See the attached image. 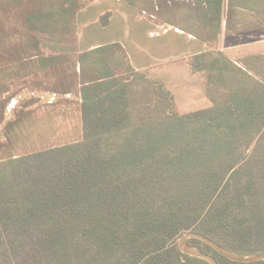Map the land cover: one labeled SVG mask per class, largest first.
Wrapping results in <instances>:
<instances>
[{
  "label": "trees",
  "instance_id": "1",
  "mask_svg": "<svg viewBox=\"0 0 264 264\" xmlns=\"http://www.w3.org/2000/svg\"><path fill=\"white\" fill-rule=\"evenodd\" d=\"M28 1L60 17H27L33 31L71 26L79 12V0ZM123 1L152 8V0ZM185 1L166 10L165 23L186 21L192 32L196 14L215 43L224 15L229 32L245 7L264 10V0ZM31 50L5 51L14 70L0 65L1 89L50 70ZM77 65L81 140L17 154L31 116L23 109L0 130V264H209L172 246L188 232L239 256L264 253V54L233 60L212 48L191 57L211 106L187 114L174 112L170 91L134 70L119 43L77 54L69 66ZM187 243L218 264H240L198 239Z\"/></svg>",
  "mask_w": 264,
  "mask_h": 264
},
{
  "label": "rangeland",
  "instance_id": "2",
  "mask_svg": "<svg viewBox=\"0 0 264 264\" xmlns=\"http://www.w3.org/2000/svg\"><path fill=\"white\" fill-rule=\"evenodd\" d=\"M184 2L187 3L185 0H152V8L147 4L145 8H138L123 0H79V12L71 26L61 20L50 22L48 31L41 32L33 31L37 27H29L27 17L43 13L60 19L57 13L41 12L35 1L31 3L28 0H0V36L4 41L2 48L0 47V65L9 71L14 70V67L8 68L11 57L5 51L22 49L29 43L35 47L31 53L39 54L42 59V61L38 60V65L53 64L49 71L42 69L35 74L31 72L22 80L14 79L13 84L7 89L0 88V103L4 100L6 104L5 110H2L0 104V115L3 111L0 130L7 122L14 120L17 110L31 111V116L21 128V139L17 141L20 149L17 150V154L37 152L81 140L78 84L82 81V77L79 76V66H69V62H73L77 54L84 52L82 50L86 46L111 41L124 43L134 59L145 54L150 58H160L162 50L154 49L148 43L158 41V35L163 31L150 24L162 25L166 28L167 34L163 41L173 49L169 52L170 62L157 63L150 71L144 73L151 80L162 81L170 88L173 93L174 112L182 114L210 106L201 87L198 88L200 77L189 78L190 82H188L182 73L174 72V69L182 72L186 66L185 59L172 55L179 40L176 38L175 27L165 23L166 19L172 17L166 10L172 9L175 3ZM159 6H163L162 11L156 12ZM99 13L102 15L98 16ZM104 15H108L105 18L106 26H102L100 22ZM177 19L180 18L177 16ZM97 25L102 28L97 30ZM178 28L187 30L189 25L186 21H181ZM151 32L152 36H150ZM26 34L27 38L24 37ZM245 37L246 35L243 34L228 40L227 45H237L232 46L230 54L237 56L241 53L239 43H244ZM260 41L264 42V37H260ZM136 45L144 52L141 54L136 52ZM131 48L134 51H131ZM236 49L238 54L233 53ZM242 52L245 53L244 50ZM26 54L28 52L25 51L22 55L26 57ZM56 64L58 66H55ZM198 91L201 92V96ZM2 153H5V150H2ZM183 235L176 238L172 246L178 248V242Z\"/></svg>",
  "mask_w": 264,
  "mask_h": 264
},
{
  "label": "crops",
  "instance_id": "3",
  "mask_svg": "<svg viewBox=\"0 0 264 264\" xmlns=\"http://www.w3.org/2000/svg\"><path fill=\"white\" fill-rule=\"evenodd\" d=\"M262 9H258V12L256 14L252 12L249 13L248 7H245L244 9H242L241 11L244 14L241 15L240 23L239 25H237V28L239 27L240 29H238L237 31H233V30L229 32L226 31V15H224L222 18L220 35L216 43H215L216 40H214V38L212 37L210 26L209 25L204 26L203 21L200 19V16L196 14L193 16V31L192 32H188L187 30L181 29V28H177V29L175 28L174 31L177 34L176 38H178L179 43L178 45H176V50L172 55H174L175 57L180 56L182 59H185L184 63L186 67L183 69L182 72L179 71L178 69H174V72L177 73L176 71H178L179 73H182L185 80H188V82H190L189 78L200 77V83L198 84V88L200 89L201 87L202 93L206 97V94H205L206 75L204 72L191 73L189 66H188V61L191 59V57L208 52L212 48L218 49L219 51L223 52L224 54H226V56H228L229 58L233 60H240V59H243L244 57L251 56V55L264 54V42L260 41V37H264V10ZM101 15L102 14L99 13L98 16H101ZM150 25H152V27H155L158 30L161 29L163 31L162 34L160 33L158 35V38H157L158 41H156L155 43H150L151 41H149L150 44L148 43V45L151 46L152 48L162 50L161 51L162 55L160 58L159 57L150 58L149 55L144 53L145 55H140L138 58L136 56V58L134 59L132 54H129L127 50V46L124 43L119 42V41H111L108 43L100 42L97 44L96 43L90 44L89 46H86V48L82 51H88L96 47L111 44V43H119L125 50L126 55L129 59V62L134 70L143 72V73L145 71H150L157 63L162 64L163 62H170L169 59L171 56L169 57V52L173 49L171 45L163 41L164 36H166L167 34L166 28H163L162 25H154V24H150ZM100 28L102 27L101 26L98 27V25L96 26L97 30H100ZM243 34H245L246 37H245L244 43H239V46L241 48L240 49L241 53H239V55L237 56L230 54L229 51L231 50V48H233L232 46H237V45H231V46L227 45L228 40L232 38H237L239 35H243ZM152 35L153 33L151 32L150 36ZM212 43H215V45ZM136 46H135L136 52H139L140 54L144 52L140 46L138 45ZM242 50H244L245 53H243ZM131 51H134V49L131 48ZM237 52L238 51L236 49V51L233 53L238 54ZM161 83L165 86V88L168 91L172 93L170 88H168L162 81ZM172 85L174 84L172 83ZM172 87L174 88V86ZM198 92L201 96V92L200 91ZM207 100L210 103L208 98ZM210 106H211V103H210ZM210 106H204V108H201L198 110H203V109L209 108ZM198 110H193L191 112H195ZM191 112H186L182 114H187Z\"/></svg>",
  "mask_w": 264,
  "mask_h": 264
},
{
  "label": "water",
  "instance_id": "4",
  "mask_svg": "<svg viewBox=\"0 0 264 264\" xmlns=\"http://www.w3.org/2000/svg\"><path fill=\"white\" fill-rule=\"evenodd\" d=\"M189 239H198V240L204 242L205 244H207L211 248H213L221 256L225 257L226 259H228L231 262L240 263V264H250V263H256V262L264 261V253L250 255V256H239V255H236V254H233V253L227 251L226 249H224L223 247H221L220 245H218L214 241L210 240L209 238H207V237H205L199 233L188 232L185 235H183V237H181V239L178 242L179 251L181 253L187 255V256L205 260L209 264H218V262L216 261V259L214 257H212L208 254L202 253L198 249L188 245L187 241Z\"/></svg>",
  "mask_w": 264,
  "mask_h": 264
}]
</instances>
